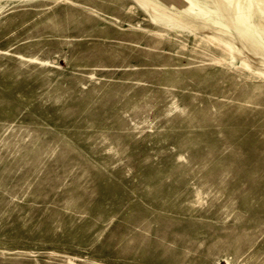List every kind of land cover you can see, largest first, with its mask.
Masks as SVG:
<instances>
[{
  "label": "rangeland",
  "instance_id": "obj_1",
  "mask_svg": "<svg viewBox=\"0 0 264 264\" xmlns=\"http://www.w3.org/2000/svg\"><path fill=\"white\" fill-rule=\"evenodd\" d=\"M144 2L0 0V264H264V74Z\"/></svg>",
  "mask_w": 264,
  "mask_h": 264
},
{
  "label": "bare ground",
  "instance_id": "obj_2",
  "mask_svg": "<svg viewBox=\"0 0 264 264\" xmlns=\"http://www.w3.org/2000/svg\"><path fill=\"white\" fill-rule=\"evenodd\" d=\"M143 5L154 9L156 22L171 29L193 26L221 45L230 65L238 59L242 66L264 74L254 58L264 51V0H145Z\"/></svg>",
  "mask_w": 264,
  "mask_h": 264
}]
</instances>
